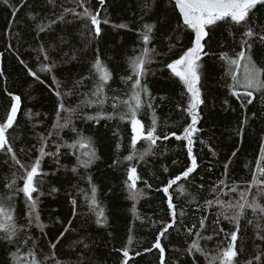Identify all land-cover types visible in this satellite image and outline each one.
Masks as SVG:
<instances>
[{
	"label": "snow or ice",
	"instance_id": "6c2138e0",
	"mask_svg": "<svg viewBox=\"0 0 264 264\" xmlns=\"http://www.w3.org/2000/svg\"><path fill=\"white\" fill-rule=\"evenodd\" d=\"M97 2L98 7L93 0H22L14 6L10 0H0L12 9L13 17L26 10L25 27L37 42L30 45L31 52L36 53L31 66L24 58V43H20L25 40L24 32H16L18 44L7 43L5 51L11 52L26 75L48 88L55 98L51 130L36 131L45 126L48 113H33L31 109L24 113L30 122L42 118L31 126L35 143L21 147L27 135L19 130L22 97L7 87L3 89L9 104L0 117V170L7 173L0 178V264H65L58 246L66 242L75 264H90L85 258L95 250L93 237L108 230L107 236L115 239V225L98 196L99 185L92 175L104 156L98 147V135L88 134L91 127L112 123L116 142L107 167L122 171V187L127 200L133 202L134 217L125 245L114 249L120 254L119 264H138L136 257L154 251L158 264H169L168 246L177 253L181 251L173 244L178 237L184 239L183 253L191 259L177 257L172 264H201V258L203 264H264V129L256 137L258 153L244 164L250 179L237 182L230 169L249 135L250 119L254 122L259 117L264 123V0H139L138 21L120 23L112 21L110 9L124 0L120 4L117 0ZM102 26L136 36V46L119 77L123 88L112 86L116 68L109 63L111 57L107 61L103 58L100 44L107 29ZM220 31H226L229 39L214 40ZM157 40H166V50H158L154 44ZM5 59L4 51H0V80L6 84ZM209 61L218 67V83L228 94L222 107L230 108L229 98H235L242 114L236 129L239 143L225 161H216L222 163L223 171L206 184L205 176L213 172L215 164L203 165V173L198 171L202 164L195 149L199 144L213 157L218 155L211 142L201 138L203 109L208 106L204 88ZM72 65L84 71L74 72ZM157 65H162L158 67L160 73L167 70L169 79L175 78L183 88L175 108L184 114L186 122L176 130L169 127L167 119L161 123L159 113L171 98L154 94L149 84L148 78L157 75ZM257 103L259 110L249 115L250 106L255 109ZM125 132L129 136L127 146ZM173 139L186 153L187 163L166 183L154 187L150 179L160 180V176L150 167L155 164L152 158L166 155L168 149L162 144ZM178 163V159L171 161L173 166ZM141 165L150 173L148 178L142 174ZM162 172L169 173V167L164 166ZM61 177L68 183L75 179L74 188H79L81 181L89 186L90 195L79 188L89 218L79 226L74 223L79 219V201L65 189L70 218L65 221L53 210L51 223L62 231L50 236L49 225L42 219V204L48 197L57 199L62 188L54 182ZM149 192L161 193L162 204L166 205L164 216L156 220L137 211L136 205ZM193 205L199 216L190 212ZM135 221L155 229L154 240L143 252L132 247ZM91 225L97 233L89 232ZM73 233L77 238L68 242ZM68 264L73 262L69 260Z\"/></svg>",
	"mask_w": 264,
	"mask_h": 264
},
{
	"label": "trees",
	"instance_id": "16d2710c",
	"mask_svg": "<svg viewBox=\"0 0 264 264\" xmlns=\"http://www.w3.org/2000/svg\"><path fill=\"white\" fill-rule=\"evenodd\" d=\"M22 0H10V3L14 6H19ZM139 0H124V3L119 7L110 9L111 19L115 23L129 22L132 20L138 21L139 19ZM93 3L98 7L97 0H93ZM117 4H120V0H117ZM26 20V10L21 9L17 13L16 17L12 16V9L0 4V51H4L6 59L3 61V67L6 69L7 73V83L5 84L3 80H0V117L5 114V107L9 104V98L3 89L7 87L14 94H19L22 97V109L21 113L18 114V122L20 125V131L22 133H27L24 136L26 144L20 145L21 147L30 146L35 143L33 139V133L31 131L32 123L42 117H35L33 121H28L27 117L24 115L28 109H31L33 113H48L49 117L45 119V126L38 127L36 131H47L51 130L50 125L52 123V113L55 104V98L50 94L49 89L43 85L36 83L33 78L26 75V70L23 66L19 65L18 62L13 58L11 52L5 51L6 44L12 43L17 45L18 41L15 38V33L18 31L25 33V40L20 43H24V48L22 51L25 52L24 58H26L31 65L35 62V52H31L30 45L35 46L37 42L28 35V29L25 27ZM10 26V27H9ZM107 29V35L105 39L101 42L100 47L104 53L103 58L107 61L111 57L109 63L116 68L114 73L113 87L123 88L120 83L119 77L124 74L123 69L126 67L125 61L128 54L131 52L132 48L136 46L134 43L136 41V36L134 33L126 32L125 30H120L119 33L112 31L108 26H102ZM9 28L11 33H8ZM226 31L217 32L214 40L222 41L228 40ZM184 43H187L185 40ZM155 46L159 49H165L167 47L166 40H157L154 42ZM77 46H82L80 37H77ZM67 50V49H65ZM180 48L177 47V54ZM29 52L31 54L29 55ZM91 57V52L89 53V58ZM171 58V57H170ZM160 59L159 57L157 58ZM207 59V58H206ZM38 63V62H37ZM162 65L154 66V70L157 71L156 76H150L149 84L156 95L166 94L171 98V103H167L162 109L159 110L161 116V123L167 119L168 125L172 130L186 122L184 114L179 112L175 108V104L181 101L180 93L183 90L182 85L175 79H169V72L165 70L163 73L158 71V67ZM74 72L84 71L76 65L71 66ZM67 76V72L64 73ZM44 78V75L41 74ZM219 79V69L217 66L213 65L211 61L207 65V79L205 81V94L207 96V107L203 109V114L205 119L202 122V127L204 129L201 138L205 141L211 142L217 151V157H213L208 151L207 147L201 148L198 144L195 149L199 155V161L202 167L198 169L201 173L204 172L203 165L211 166L215 164L213 172L205 176L206 184H211L215 181L223 171L222 163H217L219 160L221 162L225 161L226 158L230 156L232 150L239 143V138L236 136V129L238 125L239 118L242 114V109L239 108V102L235 98L230 99V108L222 107L223 100L228 96L226 89L222 88L218 83ZM260 108L259 103L256 104V108H249V115L251 111H258ZM231 109H235L232 111ZM81 127L88 128V126L81 124ZM264 129V123L261 119L257 117L254 122H249L248 133L242 143V150L238 153V158L235 163L230 165L232 170V175L235 177L237 182L247 181L250 179V174L244 167L246 161L252 160L253 157L258 153V141L256 139L260 130ZM115 131L114 123L110 124L108 127L95 126L88 129V134H97L99 137L98 147L100 152L104 156V161L99 162L98 168H94L92 175L94 176L95 182L99 185L98 196L106 207L109 215L110 222L115 225V239L107 236L108 230H102L97 233L95 225H91L89 232L97 233L94 239V251L88 253L85 258L90 264H119L120 254L115 252V248L123 247L126 243V235L128 226L134 220L133 214L131 212L132 201L127 200V193L122 187L123 173L114 171L107 167V163H111V158L114 156V145L116 138L113 137L112 132ZM121 131L124 132V126L121 125ZM130 132V129H128ZM129 142V136L125 132V146ZM159 143V142H158ZM162 147L168 149L167 155L152 158L155 161L154 165H150L157 175L160 176V180L155 178L150 179V182L154 187L161 184V182L166 183L167 179L175 174H178L185 164L187 163L186 153L180 148V143L174 141L163 142ZM127 154V152H124ZM23 159V156H21ZM173 159H178L180 163L173 166L171 161ZM164 166L169 167V173H163L162 168ZM47 167V166H46ZM140 170L146 178L150 176L147 169L141 165ZM99 172V173H98ZM7 175L5 171L0 170V178ZM239 177V178H238ZM57 186L62 188V191L58 194L55 201L51 197L44 199L42 208V219L49 225L47 231L50 236L57 235L62 228L58 225L53 226L52 220L54 219L53 210H56V214L60 216L61 219L67 220L70 218V203L66 200L64 190L71 192L74 196H77L79 201V219L74 223L79 226L82 222L89 218V213L86 207V202L84 200V193L79 192V188L85 189V192H89V186L81 181L79 182V188H74L73 185L77 183L75 179L71 183L67 182V178L61 177L60 180L55 181ZM139 187H143L142 184ZM204 195L210 198L207 192ZM118 200V201H117ZM203 203V201H201ZM163 205V206H162ZM137 211L143 216H151L154 220L164 216V209L166 205L162 204V194L149 192V195L142 199L137 205ZM112 211V212H111ZM190 212L199 216L200 213L196 211L193 205ZM212 217L210 216V220ZM155 229L150 228L147 224L142 225L140 221H135V227L133 231L134 243L133 248L143 252L144 247H149L151 242L154 240ZM251 235V232L249 233ZM76 233L69 238L71 240L76 239ZM141 240V241H140ZM145 240V241H144ZM143 242V243H142ZM89 243H92L90 240ZM167 243V242H165ZM177 247L181 248L179 253L175 252L171 245L168 246L166 252V259L169 264H172L179 257L180 260L191 259V257H185L183 253V248L186 246L185 241L182 237H178L173 241ZM139 245V247H137ZM59 247V253L61 257L64 258L65 264L71 260L75 264V257L70 256L67 250V242L63 246ZM143 247V248H142ZM182 253V254H181ZM138 264H158V253H144L140 257H136ZM153 260V261H152ZM131 264V262H130ZM201 264H203V259L201 258Z\"/></svg>",
	"mask_w": 264,
	"mask_h": 264
},
{
	"label": "bare ground",
	"instance_id": "6f19581e",
	"mask_svg": "<svg viewBox=\"0 0 264 264\" xmlns=\"http://www.w3.org/2000/svg\"><path fill=\"white\" fill-rule=\"evenodd\" d=\"M10 27V26H9ZM112 61V60H111ZM167 155V154H166ZM99 173V172H98ZM239 178V177H238ZM118 201V200H117ZM163 206V205H162ZM112 212V211H111ZM141 241V240H140ZM145 241V240H144ZM135 242V241H134ZM143 243V242H142ZM135 244V243H134ZM143 248V247H142ZM182 254V253H181ZM153 261V260H152Z\"/></svg>",
	"mask_w": 264,
	"mask_h": 264
}]
</instances>
